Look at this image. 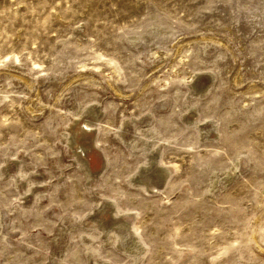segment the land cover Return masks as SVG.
I'll return each mask as SVG.
<instances>
[{
	"label": "rangeland",
	"instance_id": "obj_1",
	"mask_svg": "<svg viewBox=\"0 0 264 264\" xmlns=\"http://www.w3.org/2000/svg\"><path fill=\"white\" fill-rule=\"evenodd\" d=\"M0 264H264V0H0Z\"/></svg>",
	"mask_w": 264,
	"mask_h": 264
},
{
	"label": "bare ground",
	"instance_id": "obj_2",
	"mask_svg": "<svg viewBox=\"0 0 264 264\" xmlns=\"http://www.w3.org/2000/svg\"><path fill=\"white\" fill-rule=\"evenodd\" d=\"M83 127H84V126H83ZM86 130H87V129H86ZM85 140H86V139H85ZM88 141H89V140H88ZM86 142H87V141H86ZM85 144H86V143H85ZM85 144H84V145H85ZM90 147H91V141L88 142L87 147H85V148L82 147V151H83V153H86V150H85V149H86V148L89 149ZM80 151H81V150H80ZM81 153H82V152H81Z\"/></svg>",
	"mask_w": 264,
	"mask_h": 264
}]
</instances>
